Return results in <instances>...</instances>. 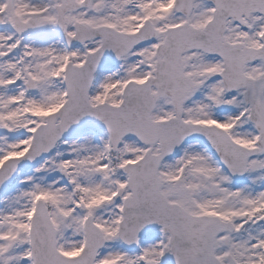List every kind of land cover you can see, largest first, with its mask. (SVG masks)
Masks as SVG:
<instances>
[{"label":"snow or ice","instance_id":"6c2138e0","mask_svg":"<svg viewBox=\"0 0 264 264\" xmlns=\"http://www.w3.org/2000/svg\"><path fill=\"white\" fill-rule=\"evenodd\" d=\"M0 264H264V0H0Z\"/></svg>","mask_w":264,"mask_h":264}]
</instances>
